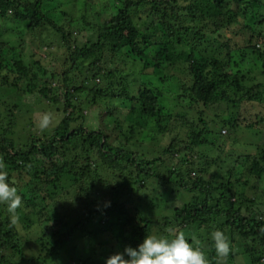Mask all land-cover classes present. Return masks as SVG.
Returning a JSON list of instances; mask_svg holds the SVG:
<instances>
[{"label": "trees", "instance_id": "trees-1", "mask_svg": "<svg viewBox=\"0 0 264 264\" xmlns=\"http://www.w3.org/2000/svg\"><path fill=\"white\" fill-rule=\"evenodd\" d=\"M110 1H113L112 12L94 29L93 41L80 47H70L67 44L70 34L67 36L52 16L58 13H50L58 11L60 0H0V92L4 91L0 107L9 121V124L5 123L0 116V161L8 166L5 169L8 182L15 174L22 181L28 179L22 187L14 183L11 185L22 197L21 219L28 228L43 227L41 237L36 241L37 256L27 257L15 225L7 216L3 218L4 214L0 212V264H56V256L66 254L67 245L72 246V252H76L78 242L83 243L81 252L63 264H103L106 258L99 253V249L108 242L121 241L134 248L146 235H164L172 230H176L175 234L183 232L190 243L199 247L205 253L208 264H233L232 257L223 261L218 259L210 235L215 230L222 231L230 240V254L234 239L245 240L252 245L255 243L256 248L245 249V252L255 253L252 264H264L261 263L264 259V144L257 148L260 153L242 157L241 168H236L234 164L224 171L219 170L217 174L223 176L225 182L214 184L207 183L202 177L209 162L197 170V175L196 163H184L185 160L181 159L201 147L213 146L208 138L209 128L201 119L202 129L189 123L184 147L177 143L176 148L172 140L163 151V155L180 159L172 165L173 170L160 157L150 159L132 148L136 126L145 128L152 122L156 134H166L167 124L170 123L163 106H159L161 89L149 87L150 81L145 79L148 72L164 84L168 71H180L182 77L173 75L175 77L169 78L173 80L175 99L189 108L190 105L209 108L215 103H224L232 106L234 112L243 102L264 105V69L259 71L260 74L255 73L259 74L260 80H250V86L251 82L242 73L233 50L230 51L227 45L214 48V42H209L200 29L213 20L219 27L241 25L240 32H248L246 42L249 50L243 48L240 58L246 59L244 53L249 51L251 56L253 53L257 59L264 61L263 0H231L239 5V9L231 14L226 10L229 7L227 0H189L183 10L194 18L196 25L186 28L170 26V22L178 20L173 0ZM142 13L145 16L140 18ZM22 33L31 36L34 45L46 44L52 33L66 44L71 64L62 71L60 84L56 81V74L33 61L35 56L31 63L25 62L21 53L25 50L23 38H17V46L2 40L5 34L11 37ZM125 38H128V55L147 70L141 75L136 90L130 89L123 77L117 79L114 73L120 74L121 71H113L111 66L103 69L107 63L104 53L112 57L126 56L118 45ZM253 40L255 42L251 43ZM222 48L229 52L223 54ZM84 65L93 72H90L91 80L103 81V89L95 82L93 86L87 82V86L81 87L73 83ZM33 66L37 67V72L29 69ZM116 81L118 87L114 89ZM23 82L25 84H21ZM22 90L36 92L39 99L46 102L47 108L63 114L55 128L50 129V135L43 140H33L30 136L14 138L16 119L21 116L17 107L23 104L22 109L26 104L20 102V96H16ZM82 92L90 95L88 102L93 108L102 106L101 101L110 116L118 106L125 107L128 110L125 114L128 129L115 135L101 129L87 130L84 126L86 118L76 114L80 112L81 105L76 97ZM112 100H117L118 106L114 104L113 107ZM84 105L89 108V104ZM14 110L18 113L15 116ZM198 115L200 118L201 113L198 112ZM141 118H147V121H141ZM114 123L118 125L117 120ZM236 126L232 116L223 121V127L230 132L235 133L239 128ZM243 130L250 131L256 138L257 147L262 133L251 125ZM222 131L220 133L225 134ZM211 163L217 165L214 160ZM126 179L142 186L141 189L172 185L178 187L176 192L181 190L192 195L181 208L174 209L172 216L162 215L158 221L152 215H161L163 194L157 196L160 198L157 204L150 203L146 197L141 207L134 208L132 212L137 220L130 209L119 202L92 209L93 212L89 210L90 206H96L100 192H111L115 189L112 182L123 183ZM110 180L112 182L107 183ZM93 189L97 194L92 192ZM98 215H102L105 226L95 221ZM115 228L120 229L119 238L108 235Z\"/></svg>", "mask_w": 264, "mask_h": 264}, {"label": "rangeland", "instance_id": "rangeland-1", "mask_svg": "<svg viewBox=\"0 0 264 264\" xmlns=\"http://www.w3.org/2000/svg\"><path fill=\"white\" fill-rule=\"evenodd\" d=\"M175 13L178 17L176 22H170L171 27H180L186 28L196 25V22L193 21V17L190 16L188 12H184L183 8L188 5L189 0H173ZM229 7L226 9L229 14L236 12L239 9V5L231 0H227ZM264 2V0H263ZM63 3V4H61ZM66 3V4H65ZM113 1L109 0H84V2H76V0H60V4L58 5V11H51L50 13H58V15H52L53 18L57 19L60 26L64 29L65 34L68 36L70 34V38L67 39V44L70 47L74 46H82L85 45L88 41H93L95 38V31L99 23L103 22L105 18H108L112 12L111 4ZM145 15L140 14V18H143ZM199 21V20H198ZM1 25V22H0ZM1 27V26H0ZM12 28V26H11ZM200 29L203 31V34L206 35V38L212 42H214V48L227 45V48L233 50L235 60L241 64L242 73L247 75V79L249 82H257L259 81V71L264 69V61L262 59H257L256 56L252 53L251 56L249 51H246L244 55L246 59L240 58V53L243 48H248V44L246 42V38L248 37V32L244 30L240 32L241 25H232V26H217L215 21H209L202 25ZM15 33V32H14ZM13 33V34H14ZM23 38V42L25 45V50L21 51L23 54V58L26 63L32 62V57H34L33 61L39 63L40 67L45 68L48 71H52L57 75L58 83H61L62 71L67 69L71 64L69 63L68 53L66 51V44L61 42L58 36L53 33L48 37V41L46 44L38 45L32 44V37L24 35V33L18 34L16 36H6L2 38L3 42H7L11 45L17 46L19 43L17 38ZM255 42L254 40L251 42ZM121 49L126 53V56L123 57L121 55H117L116 57H112L109 53H104V61L107 63L104 65V68L111 66V70L113 71H121L120 74L114 73L118 77H123L127 83L130 85V89L136 90L141 81V75L146 74L147 70L143 69L142 63L135 60L133 57L129 56V47H128V38H125L123 41L118 44ZM261 45V44H258ZM263 49L264 46L262 45ZM228 49L222 48L221 51L223 54L229 52ZM238 51V52H237ZM113 61V62H112ZM112 62V64H110ZM38 67V68H40ZM81 71L77 72L74 82L81 86L88 85L93 86L94 82L98 85L99 88L103 89L104 83L101 79L91 80L92 77L89 69V66L84 65ZM32 72H37V67L34 66L29 68ZM93 70V69H92ZM169 70V69H168ZM167 70V71H168ZM39 72V71H38ZM93 73V72H92ZM255 73H259L255 75ZM168 79L162 84L157 77L148 72V75H145V79H148L149 87L161 89L162 97L159 101V106L162 107L164 114L170 117V123L167 124L168 131L167 133L156 134L153 123H148L145 128H141V126H136V135L132 140V148L136 151L143 153L150 159L153 157L161 158L165 165L171 170L174 169V166L180 159L177 157H171L169 155H163V151L169 146V144L174 140V146L179 143V146L184 147V140H187V135L190 127L189 123H192L197 126V129H202L203 126L199 119L204 121L209 128V140L213 146H204L200 149L195 150V153L183 155L181 159H184V163L195 162L194 167L196 168V173L199 175L197 170L200 167L209 162L210 165L207 167V172L205 174L202 173V177L207 183L214 184L217 181L219 183L225 182L224 177L217 174L219 170H225L227 168H231L234 164L236 168H241L242 165V157H248L249 155H255L260 153L257 148L258 146H262L264 144V105H259L256 103H246L243 102L240 108H235L234 112L232 106L225 105L224 103H215L211 105L209 108H204L200 106L190 105V108L187 107L183 102L178 99H175L176 96L174 94L175 87L173 85V80L169 78L170 76L175 77L173 75H178L182 77L180 71L178 72H167ZM72 76V75H71ZM89 80V81H88ZM251 80V81H250ZM119 81V80H117ZM117 81L114 83L113 88L116 89L118 87ZM21 84H25L24 82ZM252 82L250 83L251 86ZM24 86V85H21ZM23 88V87H22ZM154 91V90H153ZM82 92L77 94L76 100L80 105V112L76 113L78 116L82 114L83 117L86 118L84 126L87 130L92 129H101L104 132L115 135L116 133H123V131L128 129L129 123L126 121L125 114L128 113V110L123 106L118 108L119 102L117 100H112V106L114 104L117 107V110L112 111V115L110 116L105 111L104 104L100 101L101 105L98 108H93L91 103L88 101L91 100V97L88 93ZM131 93V91H130ZM4 94V91L0 92V98ZM13 94V93H12ZM20 96V102L26 103L21 109V105H18L17 109L21 111V116L16 119V126L14 127L13 133L14 138L22 137L23 139L29 138L30 136L33 140H43L47 136L50 135V129L53 130L59 119L62 117V113L58 111H53L51 108L46 107V102L41 98L39 99L38 94L36 92L30 93L28 91H21L17 95ZM14 97V96H13ZM7 100V98H4ZM98 100V96L95 97ZM13 99L11 98V101ZM18 100V99H17ZM99 101V100H98ZM84 104H89V108ZM122 104V103H121ZM84 105V106H82ZM82 107V108H81ZM238 109V110H237ZM198 112L201 113L200 118ZM14 116L18 114L16 110H14ZM44 113L51 114V123L49 127L43 131H41L37 124ZM0 116L1 119L4 120L5 123L9 124L8 117H6V113L3 108L0 107ZM232 116L235 120L236 127H239L238 130L228 131L227 128L223 127V121L227 120L228 117ZM116 117V118H115ZM172 117V118H171ZM15 119V118H14ZM118 121V125L114 123V121ZM147 121L146 119L141 118V121ZM253 126L254 130H257L262 133L259 138L257 147H256V138L252 136L250 131L243 130L246 126ZM225 131V134L220 132ZM50 131V132H49ZM231 133V134H230ZM219 134L221 135L219 137ZM230 134V135H229ZM118 138V137H117ZM120 141H122V137L119 136ZM177 148V147H176ZM238 158V159H237ZM242 158V159H241ZM214 160L215 166L211 163ZM241 164H240V163ZM8 166H6L7 168ZM221 167V168H220ZM165 171V168L162 169V172ZM13 174V173H11ZM105 176V175H104ZM25 182L28 179L24 180ZM24 181L20 179L16 174L12 176V181L9 182L10 185L14 183L18 187H22ZM187 181L190 179L187 178ZM110 182L107 183H111ZM193 182V180H192ZM253 183V182H251ZM32 188L34 185H31ZM97 186H100L97 184ZM112 186L115 188L111 192H100L99 201L96 203V206H90L89 210L93 212L92 209H99L107 202H110V205H113L114 202L123 203L127 208L130 209L132 216L134 219L137 218L133 215V209L136 207H141L144 203V199L148 197L149 202H153L155 204L159 203L160 198L158 195H164L163 201L164 204H160L162 211L161 215L156 214L152 215L153 219L157 221L160 219V216H172L174 209L181 208L185 203L188 202L191 195L188 192L179 191L176 192L178 187L176 186H148L147 188L141 189L142 186L131 183L129 180H124L123 183L120 182H112ZM154 187V189H152ZM261 188V186L259 185ZM96 190L93 189L92 192ZM96 193V192H95ZM97 194V193H96ZM250 194V192H249ZM85 202L84 200H82ZM162 201V202H163ZM38 205V201L36 203ZM22 207L17 209V212L20 216L19 223L15 224L17 232L21 236L23 240V247L25 248V253L27 257H35L38 254V245L36 241L41 237L40 232L43 230V227L33 226L28 228V225L21 219ZM0 212H2L3 218L9 219V214L6 211V206L0 204ZM263 217V216H262ZM95 221L101 222L103 226L106 225V222L103 221L102 215L95 216ZM45 228V227H44ZM94 228H96L94 226ZM120 229L115 228L111 234L112 237L119 238ZM176 230L166 231L164 236L168 238L174 237L176 234ZM100 236H98L99 238ZM111 238V237H110ZM110 238H106L109 240ZM96 242H99L96 240ZM233 252L229 254L228 257H232L233 264H252L251 260L255 257V253L245 252V249L256 248L254 247L255 243L252 245L251 242H247L245 240H237L234 239L232 242ZM66 254L59 253L56 256L55 263L63 264L67 262V259L70 260V257H74L83 249V243H76L77 249L76 252H72V246L67 245ZM126 246H130L128 244H123L121 241H112L106 243L103 247H98L99 253L107 258L108 256L123 251V248ZM204 246V243H203ZM131 247V246H130ZM64 248V249H65ZM68 248L71 250V254L69 253ZM258 255V254H257ZM227 257V258H228ZM262 257V256H261ZM260 257V258H261ZM261 263H264V259H261Z\"/></svg>", "mask_w": 264, "mask_h": 264}, {"label": "clouds", "instance_id": "clouds-1", "mask_svg": "<svg viewBox=\"0 0 264 264\" xmlns=\"http://www.w3.org/2000/svg\"><path fill=\"white\" fill-rule=\"evenodd\" d=\"M51 123V114H42L37 127L43 131ZM6 165L0 161V204L6 206L10 223H19L20 216L17 209L22 207V197L16 187L8 182ZM110 202L105 204L109 207ZM212 247L219 260H225L231 251V243L220 230L211 234ZM103 264H208L205 253L194 246L183 232L168 238L164 235H146L136 247L126 246L123 251L108 256Z\"/></svg>", "mask_w": 264, "mask_h": 264}]
</instances>
